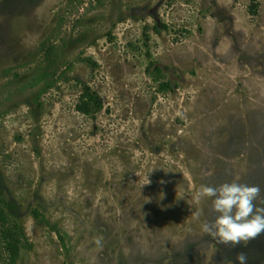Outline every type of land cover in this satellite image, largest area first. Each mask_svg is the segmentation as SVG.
<instances>
[{"label":"rangeland","instance_id":"374dc122","mask_svg":"<svg viewBox=\"0 0 264 264\" xmlns=\"http://www.w3.org/2000/svg\"><path fill=\"white\" fill-rule=\"evenodd\" d=\"M233 182L261 206L264 0H0V264H264L204 231Z\"/></svg>","mask_w":264,"mask_h":264},{"label":"clouds","instance_id":"9594fccd","mask_svg":"<svg viewBox=\"0 0 264 264\" xmlns=\"http://www.w3.org/2000/svg\"><path fill=\"white\" fill-rule=\"evenodd\" d=\"M260 193L258 185L235 182L224 183L218 188L202 187L195 199L199 202L201 197H215L213 210L219 214L213 223L203 226L204 231L219 244L233 247L264 234V200L260 201L261 206L254 203ZM236 259L239 264L247 262L244 253H238Z\"/></svg>","mask_w":264,"mask_h":264},{"label":"trees","instance_id":"16d2710c","mask_svg":"<svg viewBox=\"0 0 264 264\" xmlns=\"http://www.w3.org/2000/svg\"><path fill=\"white\" fill-rule=\"evenodd\" d=\"M99 105H101V102H99ZM7 203H10V201L7 200ZM10 204H12V203H10ZM0 221H2L4 223H7V221H6V213L1 207H0ZM4 235L6 236L5 239L7 241V247L9 246L10 248H12L14 253L15 252L18 253V245H19V241L20 240L17 237L16 233L9 232V231H7V229H5Z\"/></svg>","mask_w":264,"mask_h":264},{"label":"flooded vegetation","instance_id":"af4514ba","mask_svg":"<svg viewBox=\"0 0 264 264\" xmlns=\"http://www.w3.org/2000/svg\"><path fill=\"white\" fill-rule=\"evenodd\" d=\"M8 201H10V203H12V204L7 203V200H5V203L0 202V207L4 211H5V208L7 209V211H11L10 213L12 215L14 213V211H18L19 210V206H18V204L14 200L8 199ZM7 218H8V216L6 217V220H7ZM0 224H3V226H4V224H6V223L0 221ZM4 231H5V229H4ZM2 238H6V236L4 235V232L2 234ZM6 245H7V241H6ZM19 248H20V245H18V252L20 253ZM7 249L11 252V255L12 256L15 254L14 251L12 250V248H10L9 246L7 247Z\"/></svg>","mask_w":264,"mask_h":264}]
</instances>
